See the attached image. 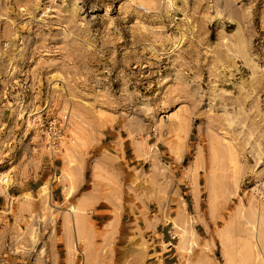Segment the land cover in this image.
I'll return each instance as SVG.
<instances>
[{"label": "rangeland", "instance_id": "374dc122", "mask_svg": "<svg viewBox=\"0 0 264 264\" xmlns=\"http://www.w3.org/2000/svg\"><path fill=\"white\" fill-rule=\"evenodd\" d=\"M2 193L0 264H42L81 196L178 214L187 264H264V0H0Z\"/></svg>", "mask_w": 264, "mask_h": 264}, {"label": "crops", "instance_id": "0c3cea01", "mask_svg": "<svg viewBox=\"0 0 264 264\" xmlns=\"http://www.w3.org/2000/svg\"><path fill=\"white\" fill-rule=\"evenodd\" d=\"M44 186L46 185L40 188ZM8 187L5 184L1 186L4 194ZM52 189L50 188V199L60 202L64 190L61 187ZM71 191L72 188L67 190L66 198ZM3 193L0 195H4ZM88 199L86 196L79 197L78 201L86 207L80 212L76 206L68 208L73 216V227L67 224V218L65 221L63 218L58 224L54 242L45 240L41 245V252L42 249L46 250L40 257L42 264H56L62 253L64 257L67 256L69 264H76L78 256L73 254L76 246L82 250V264H187L190 258L189 253L184 252V247H188L187 242L175 243V239L179 237L175 220H182L178 214L168 216L161 211H142L135 205H124L113 210L98 207L100 200L94 202L93 206H87ZM2 202H5L4 196ZM0 247L7 255V248L13 246ZM4 261L9 260L5 258Z\"/></svg>", "mask_w": 264, "mask_h": 264}, {"label": "built area", "instance_id": "2783aa9c", "mask_svg": "<svg viewBox=\"0 0 264 264\" xmlns=\"http://www.w3.org/2000/svg\"><path fill=\"white\" fill-rule=\"evenodd\" d=\"M61 146V136L56 135V132H53V134L50 136L48 142H47V148L50 152L51 157H56L57 153L60 150ZM4 181H7V177L4 178Z\"/></svg>", "mask_w": 264, "mask_h": 264}, {"label": "bare ground", "instance_id": "6f19581e", "mask_svg": "<svg viewBox=\"0 0 264 264\" xmlns=\"http://www.w3.org/2000/svg\"><path fill=\"white\" fill-rule=\"evenodd\" d=\"M4 178H6V177H4ZM4 178H3V180H4ZM7 180H9V178L7 177Z\"/></svg>", "mask_w": 264, "mask_h": 264}]
</instances>
